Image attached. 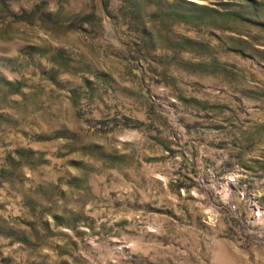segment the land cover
<instances>
[{
  "label": "rangeland",
  "instance_id": "374dc122",
  "mask_svg": "<svg viewBox=\"0 0 264 264\" xmlns=\"http://www.w3.org/2000/svg\"><path fill=\"white\" fill-rule=\"evenodd\" d=\"M0 264H264V0H0Z\"/></svg>",
  "mask_w": 264,
  "mask_h": 264
}]
</instances>
